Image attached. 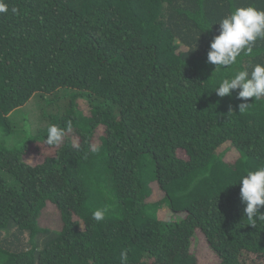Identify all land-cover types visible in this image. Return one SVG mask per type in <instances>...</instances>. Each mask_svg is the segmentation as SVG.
I'll list each match as a JSON object with an SVG mask.
<instances>
[{
	"label": "trees",
	"instance_id": "1",
	"mask_svg": "<svg viewBox=\"0 0 264 264\" xmlns=\"http://www.w3.org/2000/svg\"><path fill=\"white\" fill-rule=\"evenodd\" d=\"M4 2L0 264H196L197 230L215 264H264V221L250 225L239 184L264 165V98L214 91L264 64V40L231 68L207 61L220 19L264 0ZM41 143L54 152L27 163Z\"/></svg>",
	"mask_w": 264,
	"mask_h": 264
},
{
	"label": "clouds",
	"instance_id": "2",
	"mask_svg": "<svg viewBox=\"0 0 264 264\" xmlns=\"http://www.w3.org/2000/svg\"><path fill=\"white\" fill-rule=\"evenodd\" d=\"M8 5L0 0V13L8 12ZM11 12L20 14L17 7H12ZM219 34L210 42L207 61L217 68H231L238 64V57L253 55V48L257 40H264V10L253 6L238 7L220 19ZM250 69V70H249ZM233 90H238V97L244 100L253 98L257 101L264 98V64H249L246 68L237 67L230 75L221 79L215 93L219 97L229 96ZM248 104L242 103L240 111L246 110ZM72 121L66 123L65 128L56 124H49L45 143L49 146L59 145L70 131ZM95 150V149H93ZM240 198L245 205L244 214L250 225L256 226L257 221H264V214L258 210L264 206V165L255 170H247L246 174L239 177ZM234 185V184H233ZM107 209H97L92 212L93 220L99 222L105 217ZM126 259L127 253H120Z\"/></svg>",
	"mask_w": 264,
	"mask_h": 264
},
{
	"label": "rangeland",
	"instance_id": "3",
	"mask_svg": "<svg viewBox=\"0 0 264 264\" xmlns=\"http://www.w3.org/2000/svg\"><path fill=\"white\" fill-rule=\"evenodd\" d=\"M25 107L26 105L16 110V113L18 111H22V108H25ZM31 149L32 150H30V152L27 153L25 156V160L27 163L41 162L45 156L51 155L54 152V148H50L45 143H41L37 147H31ZM153 197H155V195H153ZM162 214H163V211L162 209H160L159 215H162ZM51 222H54V221L50 219V217L46 216L43 224L47 225V224H51ZM191 250L192 252H194L197 258L196 264H215L214 262L217 261V257L215 253L208 247L203 234L198 230L196 231V234L194 236ZM258 261L263 263L261 258H258Z\"/></svg>",
	"mask_w": 264,
	"mask_h": 264
}]
</instances>
